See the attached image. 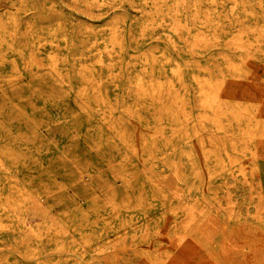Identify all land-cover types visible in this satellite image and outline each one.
I'll use <instances>...</instances> for the list:
<instances>
[{"label": "rangeland", "instance_id": "rangeland-1", "mask_svg": "<svg viewBox=\"0 0 264 264\" xmlns=\"http://www.w3.org/2000/svg\"><path fill=\"white\" fill-rule=\"evenodd\" d=\"M0 25V264H264V0Z\"/></svg>", "mask_w": 264, "mask_h": 264}, {"label": "bare ground", "instance_id": "bare-ground-1", "mask_svg": "<svg viewBox=\"0 0 264 264\" xmlns=\"http://www.w3.org/2000/svg\"><path fill=\"white\" fill-rule=\"evenodd\" d=\"M3 20H4V19H3ZM7 22H8V21H7ZM0 26H1V25H0ZM7 29H8V28H7ZM9 29H10V28H9ZM252 231H253V230H252ZM252 231H251V232H252ZM250 234H251V233H250ZM248 235H249V234H248ZM250 237H251V236H250ZM254 237L256 238V236H254ZM248 238H249V237H248ZM241 239H242V238H241ZM257 239H258V238H257ZM257 239H256V240H257ZM248 240L251 241L250 238H249ZM256 240H255V243H256ZM236 241H237V240H236ZM249 241H247V243H248ZM252 244H253V242H252ZM179 261H180V260H179Z\"/></svg>", "mask_w": 264, "mask_h": 264}]
</instances>
